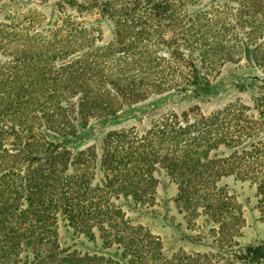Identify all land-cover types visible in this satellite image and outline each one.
I'll return each mask as SVG.
<instances>
[{
    "label": "trees",
    "instance_id": "trees-1",
    "mask_svg": "<svg viewBox=\"0 0 264 264\" xmlns=\"http://www.w3.org/2000/svg\"><path fill=\"white\" fill-rule=\"evenodd\" d=\"M204 1L211 2L168 4L172 10H167L165 25L180 30L171 39L165 38L163 30H139L136 36L146 35L165 48L147 45L139 51L132 45L137 64H129L131 59L123 56L121 36L115 51L89 47L85 30L53 35L54 40L73 45L65 56L69 62L62 64L55 78V118H47L43 104L36 118L29 120L38 123L28 130L0 123V264H167L163 245L145 228L132 226L123 210L125 204L130 208L155 205L159 171L185 191L187 206L208 213L225 210L228 226L238 221V206L234 197L227 203L222 200L226 190L220 183L231 177L248 181L255 187L257 211L264 220V133L260 126L246 125L243 112L233 106L209 117L198 115L196 120L188 114L165 115L145 134L134 129L110 131L93 155L71 148L92 120L103 124L116 120L127 111L125 104L136 99L184 93L192 87L197 96L209 95L205 72L215 64L241 58L264 69V47L249 43L264 38V0H242L250 13L239 21L257 24L259 33L251 38L240 34L239 50L229 45L231 16L226 6L231 0H214L216 7L202 12ZM160 16L150 14L151 25L160 24L154 23ZM91 53L97 58L92 64L74 62L77 54L88 62ZM71 98L78 99L75 121L70 120L66 105ZM15 107L19 111L21 102H15ZM12 108L6 101L0 115L12 113ZM5 134L16 142L9 144ZM50 136L61 142L51 141ZM222 148L230 154L219 159L215 153ZM198 184L204 191L197 189ZM62 225L122 253L109 260L101 250L94 254L72 250L61 241ZM224 230L221 225L220 234ZM241 253L243 264H264V244L244 247Z\"/></svg>",
    "mask_w": 264,
    "mask_h": 264
},
{
    "label": "rangeland",
    "instance_id": "rangeland-1",
    "mask_svg": "<svg viewBox=\"0 0 264 264\" xmlns=\"http://www.w3.org/2000/svg\"><path fill=\"white\" fill-rule=\"evenodd\" d=\"M171 1L183 2V0H159L158 3H153V0H0V111L7 101L13 107L14 114L0 115V118L3 117L0 123L13 124L22 131L28 130L30 126L38 123L37 121L30 123L29 120L36 118L40 112V105L47 107V118L50 120L55 118L53 109L55 78L59 68L63 67L62 64L69 62L70 59L65 56L69 55L73 48L69 42L54 40L53 35L57 31L85 30L89 47L116 48L115 51L118 49L117 38L121 36L120 43L123 49L120 50L123 56L131 59L129 64H137L132 45L136 47L134 50L139 51L147 45L154 49L165 48L148 37L146 39V35L136 36L139 30H163L167 39H171L172 34L180 31L165 25V17L169 15L167 10H172L171 5H168ZM213 1L210 3L204 1L201 11L209 12L211 8L214 9L216 3ZM217 4L223 5L219 2ZM245 5L242 0H231L226 6L231 16V24L227 30L230 35L229 45L234 46L236 50L242 48L240 34L251 38L252 34L259 33L257 24L255 26L248 20L242 23L239 21L244 17L248 19L250 12L245 10ZM152 13H161L162 16L154 20L155 24L158 21L160 24L151 25ZM138 37L145 41H137ZM249 43L259 49L264 47V38L251 39ZM93 54L86 58L88 62L82 59L81 54H77L73 57L74 62L92 64L96 61L94 59H97ZM160 54L163 52L160 51ZM56 56L63 58L56 59ZM66 75L67 73L62 79ZM205 76L210 83L209 95L197 96L192 87L184 93L165 92L131 101L125 104L127 111L116 120L106 124L92 120L89 128L82 132L83 138L71 145L72 150L93 155L94 152H99L103 138L110 131L134 129L139 134H145L165 115L188 114L191 120H196L195 117L198 115L209 117L232 106L235 110L243 112L241 115L246 125L260 126L261 132L264 133L263 68L249 64L241 58H235L224 64H215L205 72ZM20 88L21 91L18 90ZM20 93L21 99L17 100ZM18 101L21 102L19 111L15 107V102ZM77 103L76 98L66 102L70 120L75 121L77 118ZM4 136L9 144L16 142L10 134ZM49 139L55 143L61 142V139L51 136ZM261 142L264 144V141ZM229 154L222 148L215 156L221 159ZM156 178L157 195L153 207L130 208V205L125 204L123 210L132 226L145 228L152 238L163 245L168 259L167 264H243L240 261L242 248L264 244V220L257 211L255 187L250 182H242L231 177L224 178L220 183V187L229 194L224 191L222 200L227 203L234 197L238 206L236 216L238 221L232 220L228 226L224 221L225 210L208 213L189 207L186 193L181 192L176 181L163 171H159ZM198 186V190L204 191L200 184ZM221 225L225 229L224 234L219 232ZM60 236L65 246L81 253L94 254L101 250L104 258L109 260H114L111 256H120L122 253L115 248H106L98 238L96 241L89 240L63 225ZM106 253L110 255H105Z\"/></svg>",
    "mask_w": 264,
    "mask_h": 264
}]
</instances>
